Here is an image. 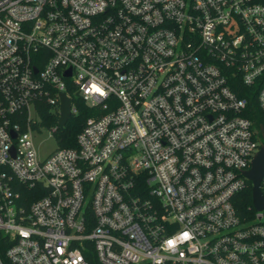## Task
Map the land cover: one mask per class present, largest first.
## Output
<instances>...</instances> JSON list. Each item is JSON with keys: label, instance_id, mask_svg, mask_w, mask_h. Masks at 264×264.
Returning a JSON list of instances; mask_svg holds the SVG:
<instances>
[{"label": "built area", "instance_id": "1", "mask_svg": "<svg viewBox=\"0 0 264 264\" xmlns=\"http://www.w3.org/2000/svg\"><path fill=\"white\" fill-rule=\"evenodd\" d=\"M261 126L264 0H0V264H264Z\"/></svg>", "mask_w": 264, "mask_h": 264}, {"label": "trees", "instance_id": "2", "mask_svg": "<svg viewBox=\"0 0 264 264\" xmlns=\"http://www.w3.org/2000/svg\"><path fill=\"white\" fill-rule=\"evenodd\" d=\"M71 93V91H69ZM73 105H75L77 113L72 115L68 121L56 132L58 136V145L62 147H75V138L77 133L82 128L85 120L91 115V110L84 104L82 99L78 96H74L71 93ZM250 109L244 116L251 117L258 125L263 124L261 112L256 105L254 98L251 99ZM45 116H43V124L47 127L55 126L58 122L59 116L57 112L44 110ZM235 207L243 214H250L254 211L252 206V191L250 181L246 183L244 189L236 194L234 198ZM4 238V235H1ZM3 242V241H2ZM4 245L0 242V251L3 253Z\"/></svg>", "mask_w": 264, "mask_h": 264}, {"label": "water", "instance_id": "3", "mask_svg": "<svg viewBox=\"0 0 264 264\" xmlns=\"http://www.w3.org/2000/svg\"><path fill=\"white\" fill-rule=\"evenodd\" d=\"M69 75V71L66 72V76ZM71 99L67 97L65 93L60 94V116L58 120V126H63L69 119ZM260 134L262 144L260 150L254 155L249 170L245 171V177L247 181L251 183L252 191V203L256 209H261L263 206V194L260 190V182L264 176V128L260 127Z\"/></svg>", "mask_w": 264, "mask_h": 264}, {"label": "rangeland", "instance_id": "4", "mask_svg": "<svg viewBox=\"0 0 264 264\" xmlns=\"http://www.w3.org/2000/svg\"><path fill=\"white\" fill-rule=\"evenodd\" d=\"M58 136L54 133L43 130L41 134H35L33 138L34 145L36 147L38 156L40 158L46 157L56 149H58Z\"/></svg>", "mask_w": 264, "mask_h": 264}]
</instances>
